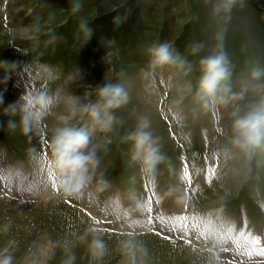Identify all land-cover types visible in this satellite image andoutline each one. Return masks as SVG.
Here are the masks:
<instances>
[{
    "label": "rangeland",
    "instance_id": "1",
    "mask_svg": "<svg viewBox=\"0 0 264 264\" xmlns=\"http://www.w3.org/2000/svg\"><path fill=\"white\" fill-rule=\"evenodd\" d=\"M221 2L0 0V185L6 182L7 190L0 191V256L11 255L13 264H64L70 255L64 244L69 242L74 264H89L86 242L79 237L94 226L109 246L102 264H125L120 242L133 237L148 249L144 264H206L213 248L191 242L192 236L176 239L170 232L189 210L195 215L220 211L264 232V142L251 152L230 143L234 114L243 115L264 101V77L251 75L255 68L264 69V0H235L229 11L217 10ZM117 16L122 18L119 26L113 22ZM81 23L94 30L87 43L80 38ZM164 41L172 45L177 61L149 68L147 49ZM220 52L228 58L231 76L227 91H218L213 102L197 95L201 61ZM106 82L121 83L129 101L113 113L117 123L112 130L102 132L83 106L97 103L96 87ZM36 90L47 91L55 102L41 128L24 134L19 115H12L9 106L19 109L21 95ZM141 117L150 121L164 157L151 173L158 176L160 169L167 178L160 186L170 198L160 200L158 190L152 198L174 215L165 232L149 218L158 214L143 192V171L132 159L134 143L126 139ZM9 120L15 130L8 127ZM66 124L83 127L98 146V162L89 168L108 174L95 181L124 191L119 231L94 215L98 207L89 200L83 207L53 187L49 145L56 128ZM191 152L204 168L193 179L195 186L190 180L189 193L184 158ZM216 162L222 169L214 171ZM10 174L16 179L8 180ZM18 180L27 182L20 189L27 194L12 196L11 184ZM123 183L131 186V197ZM129 202L140 226L127 232ZM221 256L223 264H248ZM260 259L250 264H264Z\"/></svg>",
    "mask_w": 264,
    "mask_h": 264
},
{
    "label": "clouds",
    "instance_id": "2",
    "mask_svg": "<svg viewBox=\"0 0 264 264\" xmlns=\"http://www.w3.org/2000/svg\"><path fill=\"white\" fill-rule=\"evenodd\" d=\"M234 2L235 0H222L217 10L229 11ZM113 22L119 26L122 18L114 17ZM93 32L94 30L87 23L80 24L79 34L84 43L92 38ZM147 54L151 69L173 64L178 59L173 54L172 45L167 41L149 47ZM201 65L203 76L199 82L197 95L215 102L218 91H227L225 82L231 76L228 58L225 53L220 52L202 60ZM251 75L253 79L259 80L264 77V69L255 68ZM222 85H224L223 88ZM95 96L97 103L83 106V111L90 116L94 126H97L100 131L109 132L117 123L113 113L128 103L129 94L121 83L106 82L97 85ZM54 102V97L47 91L36 90L21 95L17 101L20 104L19 109H16L15 105H10L9 108L13 109L12 115H19L21 130L24 134H28L41 128ZM234 116L230 143L243 152H251L264 142V101L250 106L245 114H234ZM8 127L15 130L17 125L9 120ZM149 129L150 121L146 117H141L135 130L126 137L134 143L132 159L139 161L145 173L153 172L164 160L157 140L153 138ZM49 147L51 152L49 166L53 173L51 178L54 180L53 187L61 190L66 197L76 196L90 179L87 175L89 167L98 162V146L91 142L89 132L83 127L66 124L56 128ZM79 240L86 242L85 251L89 264H102L109 254V246L102 231L97 227L89 226ZM64 248L70 253L64 264H74L76 256L72 252L70 243L66 242ZM120 251L125 257V264H144V258L148 255L146 245L142 241H136L134 237L121 241ZM223 251L220 245L214 247L209 253L206 264H223L221 256ZM0 264H13V257L0 256Z\"/></svg>",
    "mask_w": 264,
    "mask_h": 264
},
{
    "label": "snow or ice",
    "instance_id": "3",
    "mask_svg": "<svg viewBox=\"0 0 264 264\" xmlns=\"http://www.w3.org/2000/svg\"><path fill=\"white\" fill-rule=\"evenodd\" d=\"M164 218H161V221ZM173 217L169 218V220H172ZM197 227H200L201 225H196ZM218 239L221 241L222 244H224V246L228 245L229 242L232 240V233H230L228 230H225L224 232L218 234ZM245 249L248 247L247 245L243 246ZM227 249V248H226ZM227 251V250H226ZM247 254V253H246Z\"/></svg>",
    "mask_w": 264,
    "mask_h": 264
}]
</instances>
